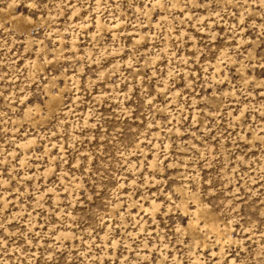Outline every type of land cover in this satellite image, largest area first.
Instances as JSON below:
<instances>
[{"label": "rangeland", "instance_id": "obj_1", "mask_svg": "<svg viewBox=\"0 0 264 264\" xmlns=\"http://www.w3.org/2000/svg\"><path fill=\"white\" fill-rule=\"evenodd\" d=\"M0 264H264V0H0Z\"/></svg>", "mask_w": 264, "mask_h": 264}, {"label": "bare ground", "instance_id": "obj_2", "mask_svg": "<svg viewBox=\"0 0 264 264\" xmlns=\"http://www.w3.org/2000/svg\"><path fill=\"white\" fill-rule=\"evenodd\" d=\"M50 100L53 102L55 101L52 94L50 95ZM208 217H209L208 223H210V229L214 232L219 233V229L217 228L216 225V221L218 220V218L214 214H208Z\"/></svg>", "mask_w": 264, "mask_h": 264}]
</instances>
